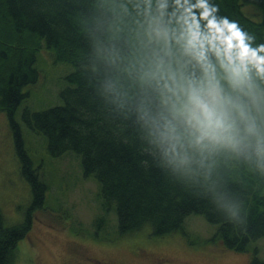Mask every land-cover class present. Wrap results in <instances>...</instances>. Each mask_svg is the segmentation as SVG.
<instances>
[{
  "label": "clouds",
  "instance_id": "obj_1",
  "mask_svg": "<svg viewBox=\"0 0 264 264\" xmlns=\"http://www.w3.org/2000/svg\"><path fill=\"white\" fill-rule=\"evenodd\" d=\"M127 17L132 58L118 43ZM83 29V67L101 103L132 121L141 155L221 223L243 224L247 207L222 170L264 184V43L215 0H102Z\"/></svg>",
  "mask_w": 264,
  "mask_h": 264
},
{
  "label": "trees",
  "instance_id": "obj_2",
  "mask_svg": "<svg viewBox=\"0 0 264 264\" xmlns=\"http://www.w3.org/2000/svg\"><path fill=\"white\" fill-rule=\"evenodd\" d=\"M101 3L102 0H0V111L9 115L21 170L33 195L21 223L7 225L0 209V264L15 263L18 244L32 227L33 210L42 206L46 198L47 183L27 152L15 117L29 95L25 86L36 84L40 78L36 61L43 49L52 51L56 61L75 66L67 76L72 85L61 91L62 104L43 110L25 107L22 117L30 129L46 136L53 156L67 151L78 153L85 176L92 175L98 181L104 213L94 220L96 231L109 230L108 216L114 212L120 234L148 228L154 236L162 237L184 231L186 218L198 214L217 225L212 239L232 250L247 251L251 241L264 237V184L256 186L243 173L224 166L223 178L244 200L247 214L240 226L221 223L203 201L179 191L147 162L148 158L138 151L132 121L109 111L97 97L95 79L83 67L88 52L83 21L86 13L99 10ZM215 3L220 15L237 21L256 37L257 43H264V0ZM248 6L256 10L254 15L247 12ZM121 26L118 43L132 58L138 52L135 24L127 17ZM252 264H264V260L254 255Z\"/></svg>",
  "mask_w": 264,
  "mask_h": 264
},
{
  "label": "rangeland",
  "instance_id": "obj_3",
  "mask_svg": "<svg viewBox=\"0 0 264 264\" xmlns=\"http://www.w3.org/2000/svg\"><path fill=\"white\" fill-rule=\"evenodd\" d=\"M246 8L248 13H256L253 7ZM51 55L47 49L37 55L40 78L25 86L29 95L15 116L27 152L48 188L44 204L33 210L32 227L18 244L14 264H252L254 255L264 260V237L251 241L245 252L232 250L212 239L217 225L198 214L186 218L184 231L162 237L148 228L120 234L114 212L108 216L109 230L96 231L94 220L104 213L98 181L85 176L78 153L53 156L46 136L30 129L22 117L25 107L43 110L62 104L61 91L72 85L67 76L75 66ZM32 199L13 126L9 115L0 111V209L5 223L24 221Z\"/></svg>",
  "mask_w": 264,
  "mask_h": 264
}]
</instances>
